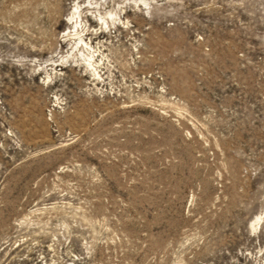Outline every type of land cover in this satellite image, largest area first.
<instances>
[{"label": "rangeland", "instance_id": "374dc122", "mask_svg": "<svg viewBox=\"0 0 264 264\" xmlns=\"http://www.w3.org/2000/svg\"><path fill=\"white\" fill-rule=\"evenodd\" d=\"M0 264H264V0H0Z\"/></svg>", "mask_w": 264, "mask_h": 264}, {"label": "bare ground", "instance_id": "6f19581e", "mask_svg": "<svg viewBox=\"0 0 264 264\" xmlns=\"http://www.w3.org/2000/svg\"><path fill=\"white\" fill-rule=\"evenodd\" d=\"M80 7L81 6H76V12H74L73 14H72V16H71V18H70V20L69 21H71V22H75V23H77L78 22V19L81 17V14H80ZM92 8V7H91ZM94 8V7H93ZM82 19V18H81ZM103 20V23H105V24H107L108 22H106V20L104 19V18H101V21ZM82 21V20H81ZM100 22V21H99ZM80 40V42H83V39H79ZM84 43V42H83ZM81 44V43H80ZM85 45H87V43H84ZM86 47V46H85ZM91 58H92V55L90 56V58H89V66H91V67H95V63H93L92 62V60H91ZM259 220V219H258Z\"/></svg>", "mask_w": 264, "mask_h": 264}]
</instances>
